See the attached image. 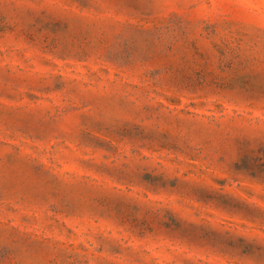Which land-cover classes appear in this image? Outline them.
I'll return each instance as SVG.
<instances>
[{
	"label": "rangeland",
	"instance_id": "obj_1",
	"mask_svg": "<svg viewBox=\"0 0 264 264\" xmlns=\"http://www.w3.org/2000/svg\"><path fill=\"white\" fill-rule=\"evenodd\" d=\"M0 264H264V0H0Z\"/></svg>",
	"mask_w": 264,
	"mask_h": 264
}]
</instances>
